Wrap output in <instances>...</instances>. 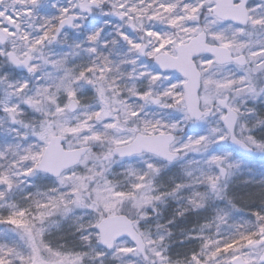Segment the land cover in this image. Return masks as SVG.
<instances>
[{
    "label": "snow or ice",
    "instance_id": "6c2138e0",
    "mask_svg": "<svg viewBox=\"0 0 264 264\" xmlns=\"http://www.w3.org/2000/svg\"><path fill=\"white\" fill-rule=\"evenodd\" d=\"M0 264H264V0H0Z\"/></svg>",
    "mask_w": 264,
    "mask_h": 264
}]
</instances>
